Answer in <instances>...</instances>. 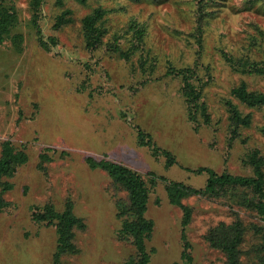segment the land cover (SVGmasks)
Here are the masks:
<instances>
[{"label":"rangeland","instance_id":"rangeland-1","mask_svg":"<svg viewBox=\"0 0 264 264\" xmlns=\"http://www.w3.org/2000/svg\"><path fill=\"white\" fill-rule=\"evenodd\" d=\"M32 1L0 0L16 16L0 45V151L9 140L27 156L4 180L12 188L3 192L8 204L0 211V264H128L135 258L120 230L118 206L127 192L106 171L90 168L88 159L157 177L156 185L149 184L146 213L153 223L146 242L151 264L182 262L183 232L192 264H224L223 253L205 236L238 219L247 229L243 261L263 264L251 246L264 241V231L254 229L263 225L255 211L238 198L192 195L182 201L192 209L183 231L182 212L169 202L164 185L202 189L207 176L192 172L198 168L251 176L246 155L252 151L264 163V107H246L232 94L242 84L264 93V76L236 73L224 57L264 58V3L42 0L36 7ZM199 3L210 14L200 29ZM96 8L106 11V32L98 48L88 49L82 20ZM66 9L71 22L56 28ZM184 68L192 70L208 122L188 115L175 71ZM228 103L251 116L250 127L232 140ZM140 131L171 153L175 164L166 167L164 156L155 157L140 142ZM43 154L49 159L42 160ZM69 202L80 227L72 251L57 257L54 227L36 223L33 212L48 206L61 213Z\"/></svg>","mask_w":264,"mask_h":264},{"label":"trees","instance_id":"trees-1","mask_svg":"<svg viewBox=\"0 0 264 264\" xmlns=\"http://www.w3.org/2000/svg\"><path fill=\"white\" fill-rule=\"evenodd\" d=\"M78 4L85 5L88 0H75ZM249 4L261 2L264 0H248ZM42 0H33L32 4L36 7L40 6ZM106 11L101 8H96L91 14L82 20L83 35L85 44L88 49H96L102 42L105 31L103 25V17ZM198 28L210 16L204 5L199 3L196 9ZM71 12L66 9L56 21V28L71 22ZM16 16L10 13L8 9L0 7V45L4 42L10 33V28L14 25ZM38 37L40 32L38 31ZM43 46H46L42 43ZM114 51L118 50L116 45L112 46ZM123 57V52L120 53ZM264 54V53H263ZM227 63L236 73L242 75L264 76V58L252 59L247 55L233 56L224 55ZM178 75L182 77V97L185 99L187 111L190 119L197 122V115L204 117V121L208 122L209 116L206 113L204 103L200 101V92L194 85L192 80V70L190 68L176 69ZM232 94L243 105L249 108L264 107V93L258 91H249L245 84L233 88ZM229 105V134L230 138L235 139L240 137V131L243 128L250 127L251 116L243 115L235 105ZM264 133V130H263ZM140 142L150 146L152 154L157 157L162 155L165 157L166 167L175 164V159L172 154L166 150L157 147L151 136L139 132ZM144 138H146L144 140ZM145 141V142H144ZM42 160H48L49 157L42 155ZM27 161V156L24 152L15 150L11 141L6 140L1 144L0 151V211L6 206L7 202L3 198V192L11 189L12 185L4 180L13 175L19 165ZM90 168H100L107 172L113 182L127 192V201L118 206L119 219L121 222V233L125 238L133 244L136 256L130 259L128 264H151L150 252L147 249V240L153 230V223L146 217L149 203V184L156 185L157 177L153 173H148L147 177L134 172L130 168L111 161L102 160L95 162L88 159ZM246 163L252 169L251 176L231 175L229 173L218 174L210 168H198L192 171L196 174L205 173L207 176L206 184L202 189H195L186 186L183 183H166L164 189L167 193V198L172 205L180 208L182 212V227L183 231L192 219V209L183 204V199L192 195L206 196L208 198H225L228 201L237 200L240 204L256 212L262 220L263 225H254L255 231H264V163L258 155V151H252L246 155ZM165 182V180H163ZM33 219L36 223H45L47 226H53L57 235V257L61 253L71 252L74 248L72 240L75 236V228L80 227V220L74 215L72 204L69 202L66 208L58 213L52 207H45L43 212L39 208L33 212ZM247 229L238 219L234 223L219 224L211 228L205 239L209 246L223 253L225 257L224 264H248L242 259L243 246L245 243ZM184 241V251L182 262H174L173 264H192V256L187 252L189 243L182 233ZM264 238V236H263ZM264 240V239H263ZM252 248L255 249L256 257L264 264V241L252 243ZM250 259H253L250 257ZM255 260V259H253Z\"/></svg>","mask_w":264,"mask_h":264}]
</instances>
